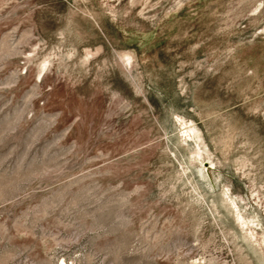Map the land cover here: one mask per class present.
<instances>
[{
  "label": "rangeland",
  "instance_id": "1",
  "mask_svg": "<svg viewBox=\"0 0 264 264\" xmlns=\"http://www.w3.org/2000/svg\"><path fill=\"white\" fill-rule=\"evenodd\" d=\"M0 264H264V0H0Z\"/></svg>",
  "mask_w": 264,
  "mask_h": 264
}]
</instances>
